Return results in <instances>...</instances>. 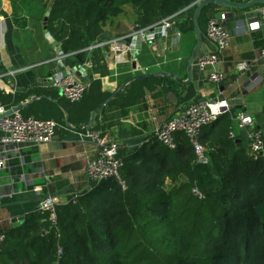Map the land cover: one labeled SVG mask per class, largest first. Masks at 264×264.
Segmentation results:
<instances>
[{
  "label": "trees",
  "instance_id": "1",
  "mask_svg": "<svg viewBox=\"0 0 264 264\" xmlns=\"http://www.w3.org/2000/svg\"><path fill=\"white\" fill-rule=\"evenodd\" d=\"M197 1L55 0L48 29L69 57L79 63L90 58L93 73L100 48L89 53L87 47L107 39L128 8L136 10L139 28L175 16L183 35H195L192 53L198 41L193 21L197 5L189 6ZM214 7L227 9L211 4L201 11L204 42ZM152 78L177 83L169 76ZM147 79L132 81L121 95L130 96ZM0 100L7 99L0 95ZM42 100L21 113L55 117L53 104ZM55 118L64 123L59 113ZM259 127L264 131V123ZM231 130L233 119L225 113L203 128L207 163L197 161L184 133H177L175 149L155 136L123 156L126 188L113 178L104 179L59 205L56 225L43 222L37 211L23 225L0 231L6 235L1 264H55L59 247L60 264H264V152L254 154L244 140L230 136Z\"/></svg>",
  "mask_w": 264,
  "mask_h": 264
},
{
  "label": "crops",
  "instance_id": "2",
  "mask_svg": "<svg viewBox=\"0 0 264 264\" xmlns=\"http://www.w3.org/2000/svg\"><path fill=\"white\" fill-rule=\"evenodd\" d=\"M51 2L0 0V95L7 99L0 103L20 107L21 112L34 100L45 99L48 105L53 104L54 116L59 113L64 119L62 123L51 116L58 123L56 134L52 141L42 144H3L4 134L0 130V160L5 159L0 167V231L23 225L29 214L38 211L39 201L45 195H57L65 205L75 195L94 187L86 174V166L98 154V146L89 138H81L78 132L84 128H96L109 141H117L123 158L154 139L156 127L181 106L201 99L228 103L243 99L242 107L229 103L225 112L233 119L238 142L244 140L248 145L246 131L237 125V115L242 110L252 114L258 126L264 123V57L260 54L264 24L250 30L252 12L264 4L247 9L214 7L209 10L212 16L227 13L226 26L232 34L231 45L222 54L226 80L219 86L210 82L207 73L195 62L189 84L178 80L173 84L169 80L153 81L151 77L142 87L133 89L130 96L121 95L137 80L136 76L147 74L136 70L138 67L153 68L163 63L159 71L174 73L182 80L189 78L188 62L192 54L189 47L195 35H183L174 26L167 31V37L157 39L158 47L144 43L140 49L126 52L120 60L110 59L109 50L100 48L98 70L94 74L91 70L94 83L80 101L64 105L62 101L66 98L49 79V74L58 66L57 47L48 37L53 35L44 29ZM194 5L197 4L189 8ZM136 18V10L128 8L119 20V27L103 41L127 36ZM212 50L213 44L206 40L199 55ZM241 62H247L248 68L239 71ZM66 63L74 65L79 60L68 56ZM103 69H107L104 75ZM11 85H15V91ZM192 91L195 94L183 101ZM113 99L116 102L112 103ZM93 112H96L94 119ZM44 188L51 192L44 193Z\"/></svg>",
  "mask_w": 264,
  "mask_h": 264
},
{
  "label": "built area",
  "instance_id": "3",
  "mask_svg": "<svg viewBox=\"0 0 264 264\" xmlns=\"http://www.w3.org/2000/svg\"><path fill=\"white\" fill-rule=\"evenodd\" d=\"M252 13L254 19L250 22V30H257L264 24V5L257 7ZM227 17V13L220 12L209 19L206 38L213 44L214 50L198 55L195 61L199 69L207 73L209 81L217 86L226 80V74L222 70V54L230 47L232 38L231 31L226 26ZM176 22L175 16H171L146 27L139 28L137 24H133L127 36L94 43L87 47V51L91 53L95 49L108 47V57L113 60H120L126 52L136 50L134 46L138 36H140L142 44L149 43L158 47L157 39L167 37V31L173 28ZM147 31L151 32L147 33ZM260 54L264 57V45L260 49ZM68 56L63 50L58 51L59 70L55 73L52 84L60 89L67 100L78 102L92 86L91 70L94 65L90 58L82 63L68 65L66 63ZM162 65L163 63H157L153 68L138 67L136 70L151 73L155 70L159 71ZM247 68V62L238 64L239 71ZM10 88L15 91V85H11ZM11 109L10 106L0 103V130L4 134L1 139L3 144H42L54 139L58 127L55 120L25 116L19 110L10 113ZM228 109V101L219 99H201L195 103L183 105L171 117L156 127L155 136L163 145L175 149L177 133H184L194 147L197 161L207 163L209 159L208 148L201 141L203 128L216 121ZM237 122L238 127L246 131L251 152L254 154L263 153L264 132L252 114L242 110L237 115ZM78 134L81 138L91 139L98 146V154L90 159L86 166V174L89 180L100 182L104 179L113 178L123 188H126L127 183L122 176L125 161L119 155L120 144L117 141H109L99 130L93 128H84ZM230 136L235 137V131L231 130ZM4 163L5 159H1L0 167ZM195 192L201 194L197 189ZM74 202H76V198H74ZM61 204V199L57 195L49 194L42 197L38 209L43 215L42 221L47 222L49 220L52 225H56L57 207ZM5 241L6 235L0 232V264ZM62 252V247H59L58 260L55 264H60L59 258L62 256Z\"/></svg>",
  "mask_w": 264,
  "mask_h": 264
},
{
  "label": "water",
  "instance_id": "4",
  "mask_svg": "<svg viewBox=\"0 0 264 264\" xmlns=\"http://www.w3.org/2000/svg\"><path fill=\"white\" fill-rule=\"evenodd\" d=\"M54 2L55 0H53V2H51L48 11L46 12V16L44 18V29L46 31V33H49V29H48V20L49 17L51 15L53 6H54ZM195 4H197V7L195 9L194 15H193V21H194V27L198 36V41L196 46L194 47L192 54L190 56L189 62H188V72H189V78L187 80H182L180 77H178L176 74L171 73V72H165V71H158V72H152V73H147V74H143V75H139L136 76L134 79H143V78H151V77H155V76H169V77H173L176 80H178L179 82H181L182 84H189L190 81L192 80V76H193V66L194 63L196 61V58L198 57L200 50L202 48V46L204 45V34L201 30L200 27V23H199V17H200V13L201 11L208 5H218V6H225V7H233V8H241V9H247V8H251L253 6L259 5V4H264V0H251V1H247V2H235L233 0H198L197 2H195ZM151 31H147V33H150ZM50 35V34H49ZM50 42L52 44H54L57 47V51H61V44L60 42H58L56 39H54L51 35L49 37ZM135 48L136 49H140L142 47V41L140 36H138L136 38L135 41ZM107 50H109V48H106ZM133 51V50H132ZM59 70V66H57L56 69H54L50 74H49V79L51 81V83H53V79H54V75L55 73ZM107 103V102H106ZM229 103H236L239 104V107H242L243 105V99L242 98H236L234 100H230ZM20 107H14L10 110V113L19 110ZM96 112H93L92 114V119L95 118ZM97 184V182H93L92 187L95 186ZM48 187V186H47ZM51 192L50 189L48 188V190H45L44 188V193H48Z\"/></svg>",
  "mask_w": 264,
  "mask_h": 264
},
{
  "label": "rangeland",
  "instance_id": "5",
  "mask_svg": "<svg viewBox=\"0 0 264 264\" xmlns=\"http://www.w3.org/2000/svg\"><path fill=\"white\" fill-rule=\"evenodd\" d=\"M124 15V14H123ZM133 15V14H132ZM136 24V23H135ZM64 105H74L73 103L67 101V100H63L62 101Z\"/></svg>",
  "mask_w": 264,
  "mask_h": 264
}]
</instances>
